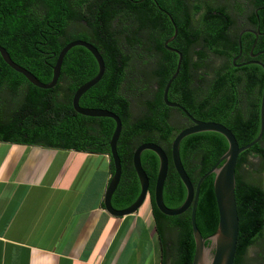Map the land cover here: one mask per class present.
<instances>
[{
  "label": "trees",
  "instance_id": "obj_1",
  "mask_svg": "<svg viewBox=\"0 0 264 264\" xmlns=\"http://www.w3.org/2000/svg\"><path fill=\"white\" fill-rule=\"evenodd\" d=\"M157 3L173 17L178 27V36L170 46L183 54L181 71L171 86L169 101L183 102L182 94L190 96L191 76L194 75L200 82L193 91L201 93L203 100L196 108L186 101L185 107L193 116L204 122L225 123L222 117L226 116V110L238 108L243 102L252 118L248 126L232 130L240 146L254 141L261 128L264 70L258 66L237 69L233 65L239 54V33L230 31L233 20L226 7H212L206 0H0V45L14 62L41 82L49 84L52 81L59 53L75 40L89 42L101 53L106 65L105 75L81 98L80 106L109 110L122 120L118 152L123 174L113 198L117 210L130 207L141 192L133 166L135 150L143 143H156L162 145L171 158L172 142L180 132L176 133L166 122L153 121L157 115L165 116L170 111L164 103L163 93L179 60L178 55L164 46L175 29ZM251 3L254 9L260 8L261 15L264 14V0H251ZM198 13H202V18L199 28H194L191 24ZM253 20L256 21V16ZM246 37L250 35L242 37L243 46ZM258 50L264 51V36ZM262 59L264 61V54ZM216 60L220 64L213 67ZM98 72L94 56L83 47H75L65 57L58 85L43 90L10 68L0 55V86L6 85L13 92L20 85L29 87L30 84L27 89L32 93L31 99H35L36 93L41 95L40 119L35 121L31 114L23 130L18 132L20 137L0 136V141L110 155L115 122L109 118L82 116L72 105L76 91L94 79ZM72 74L77 77L70 79L68 75ZM135 101L137 106H134ZM135 109L139 115H135ZM150 128L161 132L164 142L151 136ZM228 147L223 137L212 132L191 135L182 141L181 159L195 186ZM252 155L259 158V164L250 163ZM159 164L155 153H143L142 166L150 179V199L162 246V264H168L170 258L172 264H192L195 241L191 214L169 217L162 214L154 202ZM112 171L114 173V164ZM263 173L264 138L242 153L237 164L240 233L235 264H248L245 256L255 244L260 245V258L264 259V188L252 180L253 175ZM214 180L215 175L209 176L200 190L196 221L204 238L213 235L219 223ZM186 194V188L170 162L164 189L166 206L179 208Z\"/></svg>",
  "mask_w": 264,
  "mask_h": 264
},
{
  "label": "crops",
  "instance_id": "obj_2",
  "mask_svg": "<svg viewBox=\"0 0 264 264\" xmlns=\"http://www.w3.org/2000/svg\"><path fill=\"white\" fill-rule=\"evenodd\" d=\"M107 154L0 142V264H162L152 206L111 216Z\"/></svg>",
  "mask_w": 264,
  "mask_h": 264
},
{
  "label": "water",
  "instance_id": "obj_3",
  "mask_svg": "<svg viewBox=\"0 0 264 264\" xmlns=\"http://www.w3.org/2000/svg\"><path fill=\"white\" fill-rule=\"evenodd\" d=\"M173 23L175 33L168 39L164 46L167 50L174 52L178 55L179 60L177 68L165 86L163 93V100L166 106L170 108H176L181 110L192 122L193 126L188 127L180 131L172 142L171 146V162L179 175L182 183L186 188V198L182 206L177 209H171L166 206L164 200V189L168 179L170 158L166 151L156 143H143L134 152L133 155V166L137 177L140 182L141 192L137 200L128 208L123 210H117L113 206V198L116 194L121 180H122V161L118 152V143L121 137L123 123L118 115L115 113L104 110V109H92L83 108L80 106L81 98L90 91L93 87L101 82L105 75L106 65L105 61L99 52V50L91 43L83 40H75L67 44L63 50L59 53L56 64L53 68V79L49 84L41 82L33 73L18 65L13 61L9 52L0 45V55L4 62L17 73L23 75L27 81L33 86L43 89L51 90L54 89L60 80L62 66L67 54L75 47H83L87 49L97 61L99 72L97 76L86 84L82 85L74 94L72 99V105L74 110L85 117L91 118H109L112 119L116 128L110 141L111 158L114 164V173L108 185L105 198L104 208L105 210L115 218H124L137 213L140 208L146 202L150 194V179L148 174L142 166V155L145 151H151L159 158V171L156 179L154 189V202L159 211L169 217H176L185 214L191 210V225L193 231V238L195 241V255L192 264H235V258L237 254L239 233H240V219L236 201V170L239 157L242 153L252 149L254 146L263 141L264 138V89L261 98L260 106V122L261 128L257 138L251 143L240 146L237 137L226 126L216 122H202L196 120L184 107L177 103L169 101V92L174 81L178 78L182 63L183 54L176 49H172L169 45L174 42L178 36V27L173 20V17L166 13ZM245 33V32H244ZM242 33L239 38L240 53H242ZM262 52L261 54H263ZM237 59L234 60L236 62ZM256 63L261 66L264 70V64L261 62H249L247 64ZM244 64V65H247ZM244 65H235L236 67H242ZM218 133L222 135L228 142L227 152L219 159L214 167L203 175L197 185L195 186L190 179L181 159L180 147L182 141L195 134L200 133ZM211 175H215L214 180V194L216 204L219 213V223L216 232L204 238L200 229L197 226V208L199 203L200 190L203 182ZM207 242L210 244L207 245Z\"/></svg>",
  "mask_w": 264,
  "mask_h": 264
},
{
  "label": "flooded vegetation",
  "instance_id": "obj_4",
  "mask_svg": "<svg viewBox=\"0 0 264 264\" xmlns=\"http://www.w3.org/2000/svg\"><path fill=\"white\" fill-rule=\"evenodd\" d=\"M230 1L234 3V6H231L230 9L227 8L228 11L230 10L229 13L233 20V24L230 26V31L232 33L238 32L239 38L241 34L244 32L245 33L242 35V37L244 35H250V37H246L245 46L242 45V53H240V45H239V54L234 58V60L235 59L237 60L236 62H234L233 60V65L234 66L244 65L249 62H261L264 64V61L262 59V55L264 53L261 54L264 51L258 50L260 39L262 36H264V33L262 32V24L264 23V14L261 15L260 8L254 9L252 7L251 0H230ZM210 5H212V7L215 8L219 7L218 6L219 4H215V5L210 4ZM157 6L160 10H163L158 5V3ZM163 12L168 13L165 10H163ZM201 14H198L197 17H195V19L192 21L191 24L192 27L199 28L200 21L202 18ZM253 16H256V21L253 20ZM170 47L172 49L179 50L175 47L172 46ZM244 66L261 67L256 63H251ZM242 67L239 68L236 67V68L240 69ZM191 70L193 71V69ZM68 76L70 79H74L75 77H77L76 75L73 74ZM196 78L197 77H194V75L191 76V85H190L191 92H189L190 96L187 97L183 94L181 95L182 96L181 99H183L184 103L180 102L181 100H176V99L173 100V103H177L182 107H184L192 116L193 114L185 107L186 101L188 102L189 105H191V107L196 108V106L199 105L203 100L201 93L193 91L194 88H196L200 82ZM31 85L29 84V87ZM29 87L27 84H23L20 85L15 91L11 92L8 90L6 85L0 86V136H2L3 138H7V137L15 138L17 136L20 137L21 135H19L18 132H20V130H23V126L31 114H34L35 121H38L40 119L41 95L39 93H36L34 97L35 99L32 100L31 99L32 93L29 91V89H27ZM180 94L181 93H179V95ZM241 104L242 106L238 108L230 107L226 110V116L222 117V120L225 123L223 122H216V123H220L226 126L231 131H233L232 130L233 128L239 130L248 126L249 125L248 123L252 118V114L249 111L248 107H246L243 102ZM193 117L196 120L202 121L195 116ZM153 121L159 124H163L164 122L168 123L170 126L174 128L176 133H178V131H182L183 129H186L194 125L193 122L181 110L176 108H170V111L167 112L165 116L157 115L155 119L153 118ZM216 134L220 135L218 133ZM150 135L153 136L156 140L158 139L157 141L164 142V137L161 132L150 128ZM220 136L223 137L222 135ZM218 140L222 141L221 139ZM224 140L227 142L225 138ZM160 146L162 147V145ZM170 162H171V158H170ZM185 214L187 216L190 215L191 210L187 211Z\"/></svg>",
  "mask_w": 264,
  "mask_h": 264
},
{
  "label": "rangeland",
  "instance_id": "obj_5",
  "mask_svg": "<svg viewBox=\"0 0 264 264\" xmlns=\"http://www.w3.org/2000/svg\"><path fill=\"white\" fill-rule=\"evenodd\" d=\"M206 2L211 3V4H214V5L215 4H219L218 6L226 7L228 9H230L231 6H234V3L232 1H230V0H206ZM198 14H196V16ZM212 64H213V67H217L220 64V61L216 60ZM136 103H137V101H135V105L134 106H137ZM134 111L136 112L135 115H139V111L137 109H135ZM250 163H252V164H259V158L256 157V156H254V155H252L250 157ZM252 180L255 183H259L264 188V173L261 174V175H259V174L258 175L257 174L253 175L252 176ZM148 198H149V201H150V205L152 206V202H151V199H150V194H149ZM175 234H176V232L173 233L174 238H175ZM170 249H171L170 251H172V247H170ZM261 254H262V249L260 248V245L259 244H255L254 246H252V247H250L248 249V252H247V254L245 256L246 262L248 264H264V259L260 258V255ZM168 264H172L171 258L169 259Z\"/></svg>",
  "mask_w": 264,
  "mask_h": 264
}]
</instances>
